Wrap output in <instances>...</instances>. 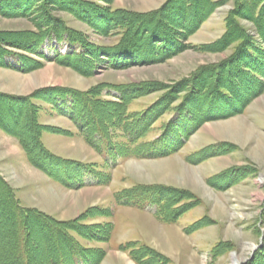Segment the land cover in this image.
I'll list each match as a JSON object with an SVG mask.
<instances>
[{
	"label": "rangeland",
	"instance_id": "1",
	"mask_svg": "<svg viewBox=\"0 0 264 264\" xmlns=\"http://www.w3.org/2000/svg\"><path fill=\"white\" fill-rule=\"evenodd\" d=\"M214 1L218 2L212 6L211 14L201 27L182 41L185 45L184 49L177 51L162 62L120 69L113 67L107 56L99 57L97 54L101 55L102 52L95 50L96 58L89 56L92 62L90 73L84 75L75 68L58 61L42 60L32 53L11 50L20 54H28L27 56L33 57L39 63L36 62V65L34 63L35 66L32 69L27 68L28 70H24L21 66L12 69L0 65V125L3 126V122L11 129H20L14 119L19 113L17 109L19 106L24 107L29 97H34L31 98L32 102L42 108L40 119L43 123L73 131L72 135L47 131L45 132V143L50 141L47 139L49 134H58L50 142V147L55 152L71 159L94 164L97 169H100L103 166V158L100 153L86 142L82 134L77 132V128L71 120L52 110L50 96L53 92H50L52 89L75 88L87 91L106 84L111 86L121 83L145 82L146 87L152 89L151 92L133 100L130 105V109H142L148 107L162 94H165L166 90L175 85L179 86L177 89L182 95L187 94L191 89L189 90L184 84L189 86V79L191 80L194 73L201 70L199 74H202L194 78L196 80L193 85H200V88L197 87L195 90L202 98L192 101L197 105L195 107L198 113H206L199 109L205 105H209L208 108L213 106L212 99L215 98L218 89L211 88L212 93L201 95L205 82L218 81L216 85L219 83L220 85L233 84L228 77L230 71L227 70L230 66H228V60L235 53L236 48L242 50L240 53L245 50L249 52L250 49L244 40L228 44L226 38L223 37L227 31L226 20L230 12L232 10L238 12L233 21L232 34L238 35L242 32L247 35L249 40L264 37V1L252 2V5L249 2L238 5V0ZM166 2L167 0H112L113 6L138 13L158 9ZM206 2L207 0H195L196 4L204 5V7L207 5ZM108 3L106 2V4ZM171 3L170 6H173L171 9L174 13H170L169 8L164 12L163 17L178 32L177 38L182 40L180 37L182 29L177 25L182 23L180 21L185 17V13L188 18L190 15L188 9L185 10V13L183 12V0H173ZM65 4L67 5L66 2ZM64 5L60 4L58 0H28L26 2L24 0H0V44L2 43L4 47L8 48L17 42L18 45H21L19 41L25 38V32H22L24 29H38L35 26L36 17L30 11L35 8L43 12L42 23H45V9L49 8L53 16L63 20L68 26L86 37L89 42L96 43V45L114 44L119 39L115 32L110 33L109 30L100 32L95 26L83 20L86 16H82V19L73 11L64 8L66 6ZM257 7L258 9L262 8L260 14L263 17L261 19L260 15L258 17L255 12ZM88 10L89 13H93L90 9ZM254 42L259 44V41ZM242 43L245 45L241 46ZM67 44L63 41L55 45L47 41L43 50L49 57H54L57 53L65 55L71 51ZM200 46L203 48L199 49ZM246 52L245 54H248ZM261 55L264 58V54ZM8 60L13 64L17 62L13 57ZM250 62L255 64L252 60ZM43 71L45 74H42ZM233 71L234 76L240 78L239 70ZM242 76L243 81L240 80L239 86L243 87V94H247L245 97H248L249 91H253L254 88L250 84L251 82L249 83L244 75ZM111 91L94 89L93 92L100 93L103 100L118 101L115 98V91H112V94ZM103 110L107 116V113L113 109L110 106ZM173 117L168 114L163 117L162 121H169ZM242 123L246 124L245 130L250 128L254 133L244 137L243 133L245 132L238 129L233 130L232 126L243 125ZM158 124L157 122L156 125ZM1 126V130L15 139L7 138L9 135L1 136L4 133L0 132L2 133L0 135V203L1 198L9 200L5 194L9 189L5 184L7 182L11 186L14 184L22 188L25 187L23 195L26 196L30 205H35L32 207H36L38 204V209L60 220H71L82 216L99 204L113 205L114 208L116 207L115 210H118L119 206L115 205L113 198V194L117 190L131 188L136 183L156 184L168 189L165 195L171 199L170 202L173 204L179 201L182 195L186 196L185 199L182 198L184 202L192 203L184 210L177 222L169 223L172 226L178 225L182 229L183 237L189 238L188 245L183 243L180 252L174 250L170 252L166 244L155 248L161 256L171 260L169 264H264V91L255 96L240 112L233 113L229 117L202 122L196 131L185 138L184 144L175 153L157 159H122L115 167L102 168L105 173L110 174L111 180L108 183L86 184L80 188L67 187L51 178L42 169L35 166L38 170L35 171L31 169L32 167H28L32 163L29 160V162L26 161L29 165L25 163L23 154L24 152L26 154V151L18 136L9 133ZM157 133V130L152 132L150 138H155ZM34 134L35 132L32 133V135ZM214 147L220 150L217 154L205 158L196 157L199 151ZM187 156L192 157L187 160ZM130 163L135 166L127 167ZM185 179L189 180L188 183L185 182ZM7 206L8 211L5 213L6 206L0 204V258L5 260L9 257L12 258L9 253L12 240H14L9 223V212L12 209L10 200ZM150 216L152 217L153 214L145 211L144 217L141 219L144 222L143 225L149 224L148 220H152ZM117 218L119 226L122 227L125 222L124 218L119 213ZM136 218L140 217L136 216ZM156 228L154 231L158 234L164 233L166 230L159 226ZM39 236L35 234L32 240L38 238L40 241L42 238L40 232ZM81 240L84 241V239ZM45 247H47L46 244H43V251ZM256 247H258V251H254ZM119 254L121 255V253ZM120 255L119 258H122Z\"/></svg>",
	"mask_w": 264,
	"mask_h": 264
},
{
	"label": "trees",
	"instance_id": "2",
	"mask_svg": "<svg viewBox=\"0 0 264 264\" xmlns=\"http://www.w3.org/2000/svg\"><path fill=\"white\" fill-rule=\"evenodd\" d=\"M58 1L63 5L66 2L67 5L65 4L64 8L73 11L81 18L86 16L85 19H82L95 26L100 32H104L103 30H109L110 33L115 32L119 39L114 44L96 45V43L89 42L86 37L78 33L76 29L68 26L63 20L53 16L49 8L45 9V23H42L41 20L42 11H38V8L30 9L36 17L35 26L38 29L28 28L29 31L24 29L22 32H25V38L19 41L21 45H18L17 42L8 48L1 43L0 65L12 69L21 66L24 70H28L32 69L36 62L39 63L33 57L27 56L28 54H20L11 50L32 53L42 60L58 61L75 68L84 75L90 73L92 62L89 56L96 58L95 50L102 52L101 55H99L100 53L97 54L99 57L102 55L107 56L112 66L120 69L134 65L162 62L173 56L177 51L184 49L185 45L182 41L201 27L205 19L211 14L212 6L218 2L207 0V5L204 7V5L196 4L195 0L193 2L192 0H183L184 5L180 7H182L184 13L188 9L190 17H186L185 13L184 20L182 19L180 21L182 23L177 25L182 29L181 40L176 36L178 32L163 17L164 12L169 8L170 13H174L171 9L173 6H170L173 0H167L166 4H163L160 8L145 13L115 7L112 0H104L107 3L109 2L108 4L106 2L102 3L100 0ZM259 1L264 0H238V5L245 2L252 5L256 2L260 3ZM88 9L93 13H89ZM261 9V7L255 9L258 17L260 15V19L263 17L260 14ZM237 13L236 10L230 12L226 20L227 31L223 37L226 38L228 44L244 40L246 46L249 45L250 49L249 52L245 50L248 53L245 54V52L240 53L242 50L236 48L235 53L228 60V66L230 65L227 69L230 70L228 77L233 84L220 85L219 83V85H216L218 81L210 83L205 80L206 84L203 86L204 89L202 88L201 95L208 92L212 93L211 88L218 89L215 98L212 99L213 106L208 108L209 105H205L199 109V111L204 110L206 113H198L195 107L197 105L192 101L202 98L195 90L197 87L199 89L200 85H193L196 80L194 78L202 74H199L201 70L194 73L191 80L189 79V86L184 84L189 90L191 89L187 94L182 95L180 90L177 89L179 86L176 87L175 85L166 90L165 94H162L148 107L142 109H130V105L133 100H137L151 92L152 89L146 87L145 82L121 83L111 86L106 84L94 88L98 91L102 89L115 91V98L118 101L103 100L100 93L93 92L94 89L86 91L75 88H54L50 91H53L50 95L52 110L70 119L75 124L77 132L82 134L86 142L102 156L103 166L100 169H97L94 164L91 165L80 160L57 156L47 148L43 140L45 132L72 135L73 131L43 123L40 119L42 108L32 102L31 98L34 97H29L24 107H18L17 112L19 111V113L17 116L12 114V116H15L14 119L20 129H11L3 122V126H0L9 133L18 136L19 141L25 148L27 158L34 166L42 169L51 178L70 188H80L86 184L108 183L111 180L110 174L105 173L102 168L114 167L122 159L132 157L157 159L169 156L184 144L185 138L196 131L202 122L229 117L233 113H238L255 96L264 91V58L261 55L264 54V47L261 48L260 46H264V37L249 40L247 35L242 32L238 35L232 34L233 21ZM47 41L55 45L64 41L68 43L71 51L65 55L57 53L54 57H49L43 50V46ZM254 41H259V44ZM244 45L241 44V46ZM198 48L202 49L203 46ZM258 53L260 54L258 55ZM11 57L16 59V64L8 60ZM251 60L255 64L250 62ZM34 63L35 65H33ZM235 69L239 70L238 76L242 79L234 76L233 70ZM242 75L249 83L251 82L250 84L254 88L253 91H249L248 97H245L247 94H243V87L239 86L240 80L243 81ZM177 101L179 102L177 103ZM110 106L113 110L107 113L106 116L103 108ZM168 114L175 118L163 122V117L168 116ZM157 122L158 125H156ZM156 130L158 131L156 137L151 139L150 134ZM32 131L35 132L34 135H32L34 133ZM218 151L220 150L214 147L201 150V152H198L199 154L194 152V154L198 155L196 157L205 158L217 154ZM191 157L187 156V160ZM5 184L11 189L10 191L7 189L5 194L12 206L9 212L10 219H8L14 240H12L11 252L9 253L12 258L9 257L7 260L0 258V264H100L105 256L106 249L99 244H109L115 230L114 222L108 219L115 212L113 207L97 205L80 217L71 220H60L38 208L25 205L19 198L16 189L7 182ZM167 192V188L156 184L136 183L131 188L117 190L113 198L117 205L134 207L140 210L154 208L157 219L169 224L177 222L184 210L192 203L189 201L184 202L182 198L185 199L186 196L183 197L182 195L179 201L173 204L170 202L171 199L165 195ZM9 200L1 198L0 204L6 206L5 213L8 211L7 204ZM181 201H183L182 204H180ZM94 219L97 221H93ZM260 220L263 221L262 218ZM39 228L40 230H38ZM39 232L42 237L41 240L39 241L38 238L32 240L35 234L39 236ZM81 239H84V241ZM43 244L47 246L44 251L42 250ZM117 247L119 250L127 252L137 264H169L170 262L169 259L161 256L155 248L143 242L126 241L120 243Z\"/></svg>",
	"mask_w": 264,
	"mask_h": 264
},
{
	"label": "crops",
	"instance_id": "3",
	"mask_svg": "<svg viewBox=\"0 0 264 264\" xmlns=\"http://www.w3.org/2000/svg\"><path fill=\"white\" fill-rule=\"evenodd\" d=\"M0 132L4 133V135L2 133H0V135L2 134L1 136L7 137L9 135V134H6V132H4L1 129H0ZM9 136L7 138L15 139L13 136H10V137ZM56 136H58V134H53V133L49 134L47 136V139H50V141H47V144L44 141L45 145H47V148L52 153H54L55 155L63 157V158L71 159L70 157H67L61 153H58L57 151L55 152V150H53V148L50 147L51 139H54V137H56ZM44 138H46L45 133L43 136V140H44ZM15 148H16V146H15ZM23 155L25 157L24 161L27 164V162H29L28 161L29 159L27 158V155L25 154V152ZM27 165H29V164H27ZM28 167H32L31 169H34L35 171L37 170L33 164H30ZM43 173L44 172L42 171V174ZM28 184H30V183H28ZM12 185L16 189L19 198L21 199V201L25 205L30 206V207L35 206V205H30L29 202H27L26 196L23 195L25 192V189H24L25 187L22 188L21 186L19 187V186H16L14 184H12ZM98 206L113 207V205L111 206V205H100V204ZM35 208H38V204ZM142 212H143V210L136 209L134 207L119 206V209L115 210L113 216L108 218L114 222L115 230H114L113 236H112L109 244H106V243H102V244L100 243L99 244L101 247H104L106 249L105 256L101 260L100 264H122V263L123 264H137L133 259H131V257L129 256V254L127 252L119 250L117 247L120 243L126 242V241L143 242V243H146V244L152 246L153 248H156V246L160 247L161 245L166 244L167 249H170L169 250L170 252H173V250L175 252L176 251L180 252L182 250L183 243H186L188 245L189 238L187 236L183 237V235H182L183 231L178 225L172 226V224L163 223L156 218V216L153 212H150V211L149 212L153 214L152 217L150 216L152 218V220L151 219L148 220V222H149L148 225H143L144 222L141 219H143L145 211L143 213ZM118 213L125 220V222L122 224V227H120L118 224V220H117L118 219L117 218ZM136 216H138L140 218H136ZM164 224H167V225H164ZM156 226H159L161 228H166L165 232L160 233V234H158V232H156L157 233L156 234L154 231ZM156 230H157V228H156ZM167 230H168V232H167ZM173 244H175V245H173ZM119 253H121V255ZM119 255L123 259L119 258ZM170 262H171V260H170ZM172 262H174V261H172Z\"/></svg>",
	"mask_w": 264,
	"mask_h": 264
},
{
	"label": "bare ground",
	"instance_id": "4",
	"mask_svg": "<svg viewBox=\"0 0 264 264\" xmlns=\"http://www.w3.org/2000/svg\"><path fill=\"white\" fill-rule=\"evenodd\" d=\"M44 73V71L42 72V74ZM45 74V73H44ZM18 106V105H17ZM241 119H243V118H241ZM30 120V119H29ZM244 120V119H243ZM245 121V120H244ZM240 123V122H239ZM238 123V124H239ZM243 125H235V126H232V128H233V130H235L236 131V129H238V130H240V131H242V132H245V133H243V135H244V137H247V136H249V134H252V133H254V132H252V130L249 128L248 130H245L246 128H245V126H246V124L245 123H242ZM245 124V125H244ZM248 128V127H247ZM251 138V137H250ZM246 139V138H245ZM176 161V160H175ZM179 162V161H178ZM181 164V163H180ZM128 166H131V168L133 167V166H135L134 164H132V163H130V164H128L127 165V167ZM183 169H184V166H183ZM185 171V170H184ZM33 174V173H32ZM183 175V174H182ZM184 175H185V173H184ZM194 178V177H193ZM187 181H189V180H187V179H185V182H187ZM188 183V182H187ZM197 183V182H196ZM195 184V183H194ZM126 262V261H125ZM123 264V263H122ZM237 264V263H236Z\"/></svg>",
	"mask_w": 264,
	"mask_h": 264
},
{
	"label": "water",
	"instance_id": "5",
	"mask_svg": "<svg viewBox=\"0 0 264 264\" xmlns=\"http://www.w3.org/2000/svg\"><path fill=\"white\" fill-rule=\"evenodd\" d=\"M257 250V248L254 249V251Z\"/></svg>",
	"mask_w": 264,
	"mask_h": 264
}]
</instances>
